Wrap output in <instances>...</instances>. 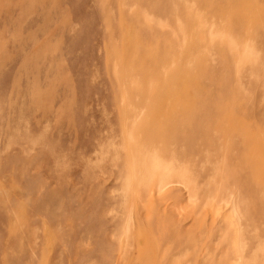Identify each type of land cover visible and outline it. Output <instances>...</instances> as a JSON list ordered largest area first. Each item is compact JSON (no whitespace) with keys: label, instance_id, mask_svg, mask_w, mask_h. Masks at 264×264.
Returning <instances> with one entry per match:
<instances>
[{"label":"rangeland","instance_id":"1","mask_svg":"<svg viewBox=\"0 0 264 264\" xmlns=\"http://www.w3.org/2000/svg\"><path fill=\"white\" fill-rule=\"evenodd\" d=\"M0 264H264V0H0Z\"/></svg>","mask_w":264,"mask_h":264},{"label":"crops","instance_id":"2","mask_svg":"<svg viewBox=\"0 0 264 264\" xmlns=\"http://www.w3.org/2000/svg\"><path fill=\"white\" fill-rule=\"evenodd\" d=\"M145 43H147V42L143 39V41L141 43H139L138 47L140 48L141 46L145 45ZM141 61L142 62L139 63V65L141 66V69L144 70L145 68H155L157 66V64L159 63L158 54H156V56H154V57L152 56V58H149L148 61H143V60H141ZM232 195L233 196L231 197V200H232L231 205H235L236 198H235L234 194H232ZM232 208H234V207L232 206ZM210 225H211V223H210Z\"/></svg>","mask_w":264,"mask_h":264},{"label":"bare ground","instance_id":"3","mask_svg":"<svg viewBox=\"0 0 264 264\" xmlns=\"http://www.w3.org/2000/svg\"><path fill=\"white\" fill-rule=\"evenodd\" d=\"M162 182H163V181H162ZM164 182H165V181H164ZM158 183H159V182H158ZM167 183H169V182H167ZM165 184H166V183H165ZM165 184H164V185H165ZM158 185H159V184H158ZM164 185H163V186H164ZM159 186H160V185H159Z\"/></svg>","mask_w":264,"mask_h":264}]
</instances>
